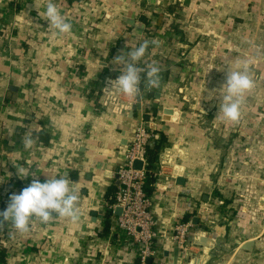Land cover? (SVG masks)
I'll use <instances>...</instances> for the list:
<instances>
[{"label": "crops", "instance_id": "0c3cea01", "mask_svg": "<svg viewBox=\"0 0 264 264\" xmlns=\"http://www.w3.org/2000/svg\"><path fill=\"white\" fill-rule=\"evenodd\" d=\"M53 2L69 33L45 19L48 0H0V211L34 179L65 177L78 219L33 217L27 232L0 221V264L139 263L137 245L114 229L107 208L138 122L128 114L135 104L121 94L127 110L112 111L101 89L123 70L117 57L131 45L147 41L142 65H160L178 41L163 26L170 23L189 43L185 101L174 82L150 97L145 80L137 93L146 124L167 138L149 194L157 264H264V0ZM150 6L174 9L159 16L151 39L138 20ZM245 65L254 87L239 120L228 121L219 111L226 75ZM216 187L222 201L213 200ZM184 219L193 224L188 259L169 239Z\"/></svg>", "mask_w": 264, "mask_h": 264}, {"label": "clouds", "instance_id": "9594fccd", "mask_svg": "<svg viewBox=\"0 0 264 264\" xmlns=\"http://www.w3.org/2000/svg\"><path fill=\"white\" fill-rule=\"evenodd\" d=\"M44 17L58 33L71 31L72 25L64 19L53 0H48ZM147 46V41L138 46L131 45L126 54L117 57V60H123L126 66L115 79L107 82L106 89L110 93L134 97L139 92L143 69L138 67L137 62L145 56ZM145 76L149 85L157 84L159 65L152 62ZM223 87L226 88V94L219 111L222 112L225 120L238 121L242 99L245 93L254 87L247 65L242 70L227 73ZM32 143L30 137L25 139V148H30ZM76 201L77 196L67 178H47L44 182L34 179L19 193L10 194L7 208L0 211V221L11 220L14 228L19 232L29 230L30 220L33 217L39 218L44 223L57 216L76 221L78 219Z\"/></svg>", "mask_w": 264, "mask_h": 264}, {"label": "built area", "instance_id": "2783aa9c", "mask_svg": "<svg viewBox=\"0 0 264 264\" xmlns=\"http://www.w3.org/2000/svg\"><path fill=\"white\" fill-rule=\"evenodd\" d=\"M107 82L101 89V95H104V100L111 105L112 111L125 113L127 102L120 97L121 94L110 93L106 89ZM149 88H151L150 85L146 89ZM132 99L134 101L132 105H136L138 100L140 105L142 104L140 95L136 94ZM155 137H158V133H154L146 123L142 121L135 123L123 165L116 171V189L107 203L109 219L114 229L123 232L131 242L137 245L138 264H147L148 259L150 263H158L160 235L156 220L151 213L152 201L145 190V181L149 172L147 148L152 145ZM164 144L160 154L165 153ZM135 161L141 162L139 168L134 167ZM192 227L190 220H177L169 236L182 259H188L190 256L189 251L193 242L189 237Z\"/></svg>", "mask_w": 264, "mask_h": 264}, {"label": "rangeland", "instance_id": "374dc122", "mask_svg": "<svg viewBox=\"0 0 264 264\" xmlns=\"http://www.w3.org/2000/svg\"><path fill=\"white\" fill-rule=\"evenodd\" d=\"M144 8H145V12H146L147 8L146 7H144ZM155 8L156 7H154L155 15L153 17L152 23L155 24L154 26H156L158 28L159 24L158 23L156 24V22L158 21L159 16L164 15V17L169 18L170 14L167 13V11L165 10V7H159L156 9ZM141 24L145 25L144 23H141ZM166 25L167 24H164L163 26L166 27ZM155 31L156 30L152 29V30H148V31H144V32H145V35L147 37H150V39H151V37L155 34L154 33ZM170 35H172V37L175 36L171 32H170ZM175 38L178 40L177 43L176 42H175V44L171 43V45L169 46L168 52L164 56V61L161 62L159 65L160 68H159L158 83L155 85H150V86H151L152 90H160V91L165 90L166 91V89L169 88L170 85H173V82H174L173 90L177 87H178V91H181V89H182V94L180 95V102L183 103V101H185V99H183L184 98V91H185L184 87L188 83L187 82L188 77L185 75L187 74V71H188L187 70L186 55H187L188 50H189V45H186L183 41L179 40V36H175ZM143 64L144 65H142L141 61L137 62L138 67L143 69V71L146 73V71L150 67L147 65H151V63L147 64L144 61ZM122 65H123V69H124L126 66L125 63H123ZM142 80H143V78L141 77V83H142ZM144 80H146V78ZM196 83H198V82L196 81ZM143 89H144V85H143V87L140 86L139 91L141 92ZM181 106H183V104H181ZM218 190H219L218 188L215 189V191H217V192H218ZM218 194H219V192H218ZM225 197H226V195H225ZM234 198H235V196H234ZM216 199L218 201H222V199L221 198L218 199V195L214 193L213 194V200L216 201ZM224 199H226V198H224ZM229 215H231V214H229Z\"/></svg>", "mask_w": 264, "mask_h": 264}, {"label": "trees", "instance_id": "16d2710c", "mask_svg": "<svg viewBox=\"0 0 264 264\" xmlns=\"http://www.w3.org/2000/svg\"><path fill=\"white\" fill-rule=\"evenodd\" d=\"M176 8V7H174ZM174 10L172 7L168 8L167 7V11H171ZM155 15V11H154V7H147V10L145 13H140L138 16V20L142 23H144L146 25V28L144 29V31H148V30H152L154 29V25L152 24V20L153 17ZM175 15V14H174ZM167 32H171L173 33L175 36H179V40L183 41V35H182V31L178 28V25L176 23L172 24H167L166 25V29ZM184 42V41H183ZM187 45H189V43H185ZM141 77L143 78L142 83H141V87H143L144 85V79L145 77V72L142 71L141 72ZM150 111L153 113V116L156 113V108L152 107L150 109ZM154 133H156V131L152 130ZM37 138L46 143L47 142V135L42 132V131H38L36 133ZM167 142V138L166 135L160 133L158 134V137H155L152 145L150 147L147 148V160H148V167H149V172L147 173V177H146V181H145V190L148 194H150V192L154 189L155 187V183H156V170H157V159H158V155L160 152V149L162 148L163 144ZM115 190H113L111 193L113 194ZM215 194L219 195L217 191H215ZM182 221H185L182 220ZM108 223V220L107 222ZM4 258H3V251L2 249L0 250V262H3Z\"/></svg>", "mask_w": 264, "mask_h": 264}, {"label": "water", "instance_id": "95a60500", "mask_svg": "<svg viewBox=\"0 0 264 264\" xmlns=\"http://www.w3.org/2000/svg\"><path fill=\"white\" fill-rule=\"evenodd\" d=\"M149 85L148 83H146V88H148ZM149 96L150 97H159V93L154 92L153 90L149 91ZM136 111V113H134ZM129 116L133 117L134 115H136V119L138 121H142L144 123H148L149 122V117L147 115H143V113L141 112V105L140 102L138 100V103L131 109V111H129ZM151 127H154L153 125ZM141 165L140 161H135L134 162V167L139 168ZM119 212V209L117 210V213ZM149 261V259L147 260Z\"/></svg>", "mask_w": 264, "mask_h": 264}]
</instances>
